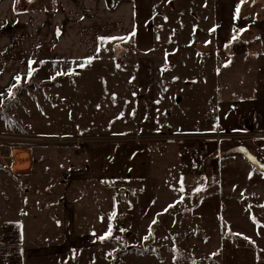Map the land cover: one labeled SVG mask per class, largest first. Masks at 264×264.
<instances>
[{"label":"rangeland","instance_id":"374dc122","mask_svg":"<svg viewBox=\"0 0 264 264\" xmlns=\"http://www.w3.org/2000/svg\"><path fill=\"white\" fill-rule=\"evenodd\" d=\"M67 5L79 28L31 40L30 77L25 44L0 36V222L63 223L26 237L24 264H212L222 214L264 220V139L213 137L264 134V0ZM98 216L104 241L65 231Z\"/></svg>","mask_w":264,"mask_h":264},{"label":"crops","instance_id":"0c3cea01","mask_svg":"<svg viewBox=\"0 0 264 264\" xmlns=\"http://www.w3.org/2000/svg\"><path fill=\"white\" fill-rule=\"evenodd\" d=\"M39 1L40 3L42 2V0ZM39 1L18 0V3H22V7H18L16 5V0H0V36L3 34L5 29H12L13 39L25 44V48L23 49L24 57L22 60V62H25V65L30 62L29 60H27L28 56L34 54V51L30 46V41L34 40L36 36H40V33L56 31H62V33H64L68 31V29L73 30L74 28H79V26H77L76 24V22H78V20H76V12L73 11V8L72 11L68 9V0H65V2H63L62 0H54V7H52V4L50 5L49 2L48 9L45 8L41 12H33V9L35 7L34 4L37 2L39 3ZM73 6L75 7L74 4ZM96 13L97 12L94 11V6L90 9L87 8L85 10V14H92L93 16L98 17V13L97 16ZM42 36L45 35L42 34ZM43 39L45 38L43 37ZM47 48L51 49L52 47L49 45V47L47 46ZM41 49H44V47H42ZM0 50L1 56H3L5 46L3 47V45H1ZM16 55L18 56L17 59ZM14 57L16 61L20 62L21 53H14ZM40 57L42 60L50 61H58L63 58L60 57L59 52H42ZM25 58L26 60H24ZM23 69L26 70V73L29 72L26 67ZM221 206L222 204L220 205V207ZM236 207L238 208V206ZM218 211L221 214V211ZM71 213V210L69 212L67 210L63 212V214H65L66 216H70ZM261 215V213H258L253 217V215L250 214V216H248L247 218L244 215L242 207L235 214H232L233 220H229L227 214H222L221 218L224 219L225 224L230 229L231 233L236 236V238L238 237L237 235H240L244 236L247 240L250 241L249 244L245 245L242 241L237 242L235 240L236 238L226 237L225 234L227 235V233L222 226L224 231H220V241L218 243V246L217 248H214L210 251L211 255L217 256L215 262H213L212 264H264V234H262L264 233V220H260L259 222L257 221L262 225V227L259 228L258 232L256 231L255 223L252 220L253 218L258 220ZM15 220L16 219H3L0 222V264H24V262L26 261V252L29 251L27 245L30 244L26 240L27 236H34L35 233L38 234L39 231L45 232L47 229L52 231V233L57 232L58 230H64L62 227L63 223L61 222L59 229L57 230L55 229L56 227L58 228L57 225L54 228L47 222L45 223L46 228H42L38 225L33 226L30 218H27L25 220L27 225H24V223L21 224L20 222H16ZM65 221L70 222V227H67L65 231L77 229L75 233L76 236H73L71 238H77L79 240H82L84 238L89 239L93 236L92 231L94 230V228L96 230L95 236H97V233H99L98 237L100 236L102 223L99 216L95 218V225L92 224L87 227H85V224L78 226L76 222H72L71 218L68 219L66 217ZM245 223L246 227H249V224L251 225L250 231H247V228H245L246 233L242 230V224ZM82 226H84V228L86 229H81ZM84 230H86V232ZM214 235L217 237L215 232ZM65 237H67V235ZM33 252L34 251L30 249V253L28 254L32 255ZM46 252L50 253L52 251L46 250L44 252H39V254L45 255Z\"/></svg>","mask_w":264,"mask_h":264},{"label":"snow or ice","instance_id":"6c2138e0","mask_svg":"<svg viewBox=\"0 0 264 264\" xmlns=\"http://www.w3.org/2000/svg\"><path fill=\"white\" fill-rule=\"evenodd\" d=\"M241 2H243V0H241ZM236 14H237V16H238V14H239V6H237V8H236ZM242 31H243V30H242ZM132 35H135V33L133 32ZM101 39H103V38H101ZM110 39H121V40H123V39H126V38L120 37V38H110ZM236 39H237V37H236L235 35H233L232 40H236ZM226 47H227V45H226ZM88 62H89V63L91 62V58L89 59ZM32 63H33V62H29V68H30V71H29V77L32 75V72L34 71V69L31 68V64H32ZM81 66H83V65H81ZM225 66H226V65H225ZM63 74H65V73H61V72H57V73H56V75H63ZM67 74H68V75H71L72 73L69 72V73H67ZM15 79H16L17 81H19V80H20V77H16ZM52 79H55V76H53ZM7 94H8V96H10V97L13 95V92H12V89H11V88L7 89ZM3 95H4L3 93H0V97H2ZM2 102H3V101L0 100V104H2ZM180 184H181V187H180L179 191H180V192H183V191H184V188H183V178H181ZM195 191H196V192H199V191H201V189H200V188H197V189H195ZM182 199H183V197H181V200H182ZM179 202H180V201H177V203H179ZM174 206H175V205H169V207H174ZM165 211H167V209H166ZM115 215H116V213L113 212V213L111 214V216L109 217V219L111 220L112 218L115 217ZM101 219H103V218H101ZM155 222H156V221H153V223H155ZM121 231H123V229H121ZM111 234H112V226H111V224H109L106 233H105L104 235L99 236L98 239H99L100 241H104L105 239L109 238V237L111 236ZM151 234H152V233H151V229H150V231H149V236H150ZM149 236H145L144 239L147 240V239L149 238Z\"/></svg>","mask_w":264,"mask_h":264},{"label":"built area","instance_id":"2783aa9c","mask_svg":"<svg viewBox=\"0 0 264 264\" xmlns=\"http://www.w3.org/2000/svg\"><path fill=\"white\" fill-rule=\"evenodd\" d=\"M243 137L245 136L246 138H248L249 140H253V139H257V140H261V139H264V134L262 133H230L228 135H224V134H221V135H216V136H213V137H216L218 139L222 138L223 139H229V138H235V137ZM245 138V139H246Z\"/></svg>","mask_w":264,"mask_h":264},{"label":"trees","instance_id":"16d2710c","mask_svg":"<svg viewBox=\"0 0 264 264\" xmlns=\"http://www.w3.org/2000/svg\"><path fill=\"white\" fill-rule=\"evenodd\" d=\"M256 1V0H255ZM22 130V128H21ZM222 226L225 228V232L227 233V235L231 238H236V236L234 234L231 233L230 229L227 227V225L223 222ZM114 261V260H113ZM112 261V264H116V262Z\"/></svg>","mask_w":264,"mask_h":264},{"label":"bare ground","instance_id":"6f19581e","mask_svg":"<svg viewBox=\"0 0 264 264\" xmlns=\"http://www.w3.org/2000/svg\"><path fill=\"white\" fill-rule=\"evenodd\" d=\"M16 159V158H15ZM19 159V160H18ZM17 160L18 161H16L17 162V164H20V162H26L27 161V156H24V155H21L19 158H18ZM16 164V165H17ZM15 165V164H14Z\"/></svg>","mask_w":264,"mask_h":264}]
</instances>
